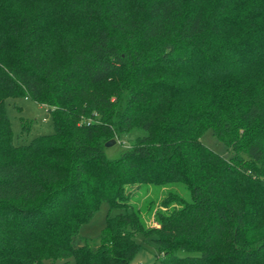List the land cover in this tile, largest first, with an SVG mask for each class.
Returning <instances> with one entry per match:
<instances>
[{"label":"trees","instance_id":"16d2710c","mask_svg":"<svg viewBox=\"0 0 264 264\" xmlns=\"http://www.w3.org/2000/svg\"><path fill=\"white\" fill-rule=\"evenodd\" d=\"M20 97L52 119L25 145ZM138 235L159 264H264V0H0V264H129Z\"/></svg>","mask_w":264,"mask_h":264},{"label":"rangeland","instance_id":"374dc122","mask_svg":"<svg viewBox=\"0 0 264 264\" xmlns=\"http://www.w3.org/2000/svg\"><path fill=\"white\" fill-rule=\"evenodd\" d=\"M52 30V29H51ZM75 30L69 28H62L59 32L60 37L63 39L60 42L61 46H64L65 40L71 38L72 34L74 35ZM4 113L8 120L11 138L13 144L15 145H25L31 139L50 134L52 132V119L47 112L45 106H41L36 102L30 100L26 97H20L16 99H7L5 101ZM25 124V129L22 131V125ZM140 132L134 131L122 138H114V145L108 148L103 149V154L106 159L113 160L116 159L127 150L128 145L131 141L139 137ZM200 142L222 157L223 159H228L231 157V151L225 147V145L219 142L212 134L210 129H206L199 137ZM153 192H147L146 198H154L156 194L162 196L165 192V189L152 188ZM175 190L179 193L184 194L182 188L176 187ZM145 196H141L138 199L137 204L142 206L144 203ZM157 201V200H156ZM108 214V207L106 204L102 203L92 218L85 224H83L78 232L77 237L72 241L74 246L81 245V242L87 241L88 243H97V239L104 228L105 218ZM112 211L110 215H113ZM143 220L147 227H156L151 220V217L143 213ZM137 244L140 245V248L133 256L129 264H159L160 259L155 248L144 239L142 236L138 235L135 238ZM192 255L191 253H186L183 251L177 252L178 256Z\"/></svg>","mask_w":264,"mask_h":264},{"label":"water","instance_id":"95a60500","mask_svg":"<svg viewBox=\"0 0 264 264\" xmlns=\"http://www.w3.org/2000/svg\"><path fill=\"white\" fill-rule=\"evenodd\" d=\"M115 143H114V141L113 140H110V141H108V142H106L105 144H104V147L105 148H108V147H111L112 145H114Z\"/></svg>","mask_w":264,"mask_h":264}]
</instances>
